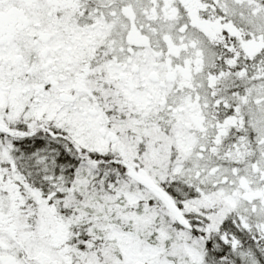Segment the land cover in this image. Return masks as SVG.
Wrapping results in <instances>:
<instances>
[{
    "label": "rangeland",
    "instance_id": "374dc122",
    "mask_svg": "<svg viewBox=\"0 0 264 264\" xmlns=\"http://www.w3.org/2000/svg\"><path fill=\"white\" fill-rule=\"evenodd\" d=\"M89 1L101 36L0 37L5 264H264V0Z\"/></svg>",
    "mask_w": 264,
    "mask_h": 264
},
{
    "label": "flooded vegetation",
    "instance_id": "af4514ba",
    "mask_svg": "<svg viewBox=\"0 0 264 264\" xmlns=\"http://www.w3.org/2000/svg\"><path fill=\"white\" fill-rule=\"evenodd\" d=\"M6 3H10V4L6 5ZM67 3L68 4L64 3L63 0H2L0 1V37L3 39H7V37H9L10 35L16 36L17 34L25 33L27 37L24 38L23 45H21L20 47L22 48L21 50L23 52L27 53L28 51L35 52L34 50H32L36 48L35 46H37L36 43L37 34H35L34 30L39 23H47L46 25L49 26L52 22L55 23V29L58 28L57 30L58 32L52 36L50 42L47 41L50 35L43 42L42 41L38 42V48H40V46L44 44L48 46L49 49H51V51H53L52 44L54 42L55 43L62 42V44L65 46H67L65 44V42H67L69 45V42L67 41L66 37L68 36V34L71 33V30L74 31L75 37H77L76 36L77 33L78 36L82 37L83 32H80L81 30L79 29V26L78 27L76 26L77 23L85 24L86 21L85 25L86 28H88L87 30H90L91 32L99 31V36L103 35L100 32L105 31L104 28L106 26L107 21L103 17L98 19L99 12H97L96 10L89 11L87 8H84L86 7L85 5L86 3L85 2L82 3V0H70ZM88 3L89 5L91 4L92 6L95 7L97 6L95 5L93 0H90ZM2 4L4 7L1 6ZM75 10L81 13L78 14L79 18L77 19H75V17L77 16V13H74ZM92 14L94 15L93 18H92ZM60 19L66 22L64 23L66 24V27H64L63 30H61V28L59 27V22L57 21ZM20 25H22L21 28H19ZM60 33H62L61 39L58 38ZM80 38H78V40H80ZM8 42H13V39L11 38ZM0 45L5 46L8 44L0 43ZM16 52H18V49L16 50ZM32 56L34 57V54H32ZM51 62L52 64L54 63L53 61ZM52 71L53 72L55 71L54 66L52 67ZM54 80L55 77L52 76L50 81H54ZM51 87H55V89L57 88L56 85H51ZM32 102L35 103V100H32ZM36 131L43 132L46 130L33 128L31 133ZM22 133L23 134L25 133V135L28 134L27 131H23ZM123 165L126 168V170L130 168L129 165L127 164H123ZM5 256H6L5 254H0V264H5V262L7 261V258Z\"/></svg>",
    "mask_w": 264,
    "mask_h": 264
},
{
    "label": "water",
    "instance_id": "95a60500",
    "mask_svg": "<svg viewBox=\"0 0 264 264\" xmlns=\"http://www.w3.org/2000/svg\"><path fill=\"white\" fill-rule=\"evenodd\" d=\"M60 100L66 101V102H71V101H73V98H72V96L63 93L60 96ZM128 174H129V177L133 178L140 186H143L144 188L149 190L151 193H154L159 198H161L163 200V202L166 203V205L170 209V211L174 214L176 219H178V221L181 224H185L184 219L181 216V212H180L179 208H177L176 206H174L172 204L170 199L167 198V196L165 194H163V192L161 191V189L159 187H157L147 177H144L142 174H139L134 167L130 166V168L128 170Z\"/></svg>",
    "mask_w": 264,
    "mask_h": 264
},
{
    "label": "trees",
    "instance_id": "16d2710c",
    "mask_svg": "<svg viewBox=\"0 0 264 264\" xmlns=\"http://www.w3.org/2000/svg\"><path fill=\"white\" fill-rule=\"evenodd\" d=\"M29 136H31V134ZM80 157L81 159H84L86 161L89 160L91 162L99 163L100 165L105 166V168L107 169H109V166H110L113 169H116L117 171H123V172L126 171V168L124 167L123 162L118 161L114 156L110 154L101 156L99 154L91 155L87 153V154H84V156H80ZM108 164H111V165H108ZM224 251L225 250L221 248H217V249L211 248L212 256L216 258V260L221 261L223 264H238L234 260L230 261V259L227 256H225Z\"/></svg>",
    "mask_w": 264,
    "mask_h": 264
}]
</instances>
